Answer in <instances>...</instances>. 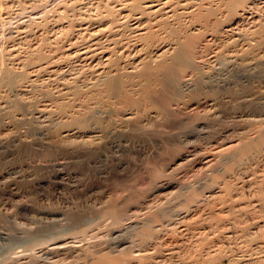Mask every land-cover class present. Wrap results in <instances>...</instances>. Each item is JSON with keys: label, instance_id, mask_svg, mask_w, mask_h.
<instances>
[{"label": "bare ground", "instance_id": "6f19581e", "mask_svg": "<svg viewBox=\"0 0 264 264\" xmlns=\"http://www.w3.org/2000/svg\"><path fill=\"white\" fill-rule=\"evenodd\" d=\"M30 2L0 0V15ZM53 14L0 53L1 188L36 192L19 204L30 226L0 229V264H264V0H70ZM32 153L54 180L22 163ZM190 163L198 182L169 191ZM165 188L186 210L175 227L149 202Z\"/></svg>", "mask_w": 264, "mask_h": 264}, {"label": "rangeland", "instance_id": "374dc122", "mask_svg": "<svg viewBox=\"0 0 264 264\" xmlns=\"http://www.w3.org/2000/svg\"><path fill=\"white\" fill-rule=\"evenodd\" d=\"M67 1H70V0H31V4L29 3V4H26L25 6H21L22 4H17V3H13V4H11V7L9 8V12H7V13H3L2 15H0L1 17H0V53L7 47V46H9L10 44H8V43H11L10 42V40L8 41V37L10 36V35H13L14 33H15V31L18 29V27H21V26H23V25H26V24H29V23H32V22H34V20L35 21H38V20H42V18L44 19V18H46V19H49V18H51V16H53L54 14L53 13H55L56 12V10H57V7L59 8V6H60V4H62V2L63 3H65V2H67ZM24 5V4H23ZM22 7L24 8V9H22ZM46 16V17H45ZM47 17H49V18H47ZM29 22V23H28ZM9 35V36H8ZM7 37V38H6ZM6 46V47H5ZM3 48V49H2ZM262 85H264V82L262 83ZM260 87V86H259ZM262 88H264V86L262 87ZM132 146V145H131ZM147 146H148V148H147ZM150 144H147V145H144V146H132L131 148H130V150H129V154L127 153V152H125L126 153V155H125V153L123 152V154L121 153V155H120V153H119V151H117V152H113L114 153V155L116 154V156L114 157V158H116V159H118V158H126V159H128V157H129V155H130V157H131V159H130V157H129V160H132L133 159V161H137V159L139 158V156L138 155H141L142 156V154L143 155H147L148 153H150V151L152 150V148L150 149ZM143 147V148H142ZM133 148V149H132ZM147 149V150H146ZM148 150H150V151H148ZM142 151V152H141ZM131 152V153H130ZM118 153V154H117ZM128 154V155H127ZM120 155V156H119ZM124 155H125V157H124ZM36 156V157H35ZM127 156V157H126ZM45 156H43L42 155V153H32V154H30V155H26L25 157L23 156L22 158H23V160H22V163L24 162V163H26V164H24V165H26L27 167H28V169L29 170H31V171H33L34 172V175H35V177H46L47 179H49V180H54V171L52 170V169H50V167L48 166L47 167V163H46V161L47 160H45V158H44ZM137 158V159H136ZM20 160V161H21ZM218 160V157H216V158H214V160H212V166H215V163H216V161ZM262 161V160H261ZM29 164V165H28ZM258 164H261V165H258V166H260V167H262V166H264V160H263V164L262 163H258ZM257 166V167H258ZM33 167V168H32ZM42 167V168H41ZM45 167V168H44ZM187 167V168H186ZM185 168H184V172L182 173V175L180 174V176L179 175H175V176H177V177H175V176H170V175H168V177H170V178H172V177H174V178H176V180L178 181L177 183H175V185H170V186H168V187H166L169 191L170 190H174V189H176V191H177V189H178V187H180V185L182 186V183L183 182H187L188 183V181L189 182H191V183H193V182H198V181H196V177L199 175V176H201L200 174H198V172H200L199 170V165L198 164H191L190 163V165L188 164L187 166H186ZM260 167L259 168H257V171H259L260 173H261V171L262 170H264V169H262V168H264V167H262L261 169L262 170H258V169H260ZM36 170H35V169ZM34 169V170H33ZM191 169V170H190ZM187 171V172H186ZM195 171V172H194ZM36 172V173H35ZM259 172H257L258 174H260ZM263 172L264 171H262V174H263ZM39 175V176H38ZM43 175V176H42ZM53 176V177H52ZM189 176V177H188ZM191 176V177H190ZM198 176V178H200ZM167 177V178H168ZM166 178V176H165V179H167ZM194 179H195V181H194ZM198 180V179H197ZM181 181H183V182H181ZM180 182V183H179ZM177 184H179V185H177ZM183 184H186V183H183ZM198 184V183H197ZM177 185V186H176ZM55 186V185H54ZM173 186H175V187H173ZM198 186L200 187V189H199V187H198V189H199V193H201V195L202 196H205V195H207L208 194V189H209V187H207V185L206 184H202V183H199L198 184ZM3 188V185L0 183V190H1V192H0V229L1 230H5V228H7V226L9 227V228H7L8 229V231H9V233L11 232V233H17V234H19V232H21V230L22 231H24L25 229H27L30 225L28 224V221L24 218V215H23V213H22V211H21V213H20V205H21V203L23 204V203H27V202H29L30 201V199L31 198H34L35 197V195H36V192H35V189L34 188H31V187H33V185L31 186V187H26V189H28V191H29V194L28 193H22L21 192V189L23 188V186H17V188H20L19 190H20V193H19V195L17 196V197H15V199L14 198H12V197H10V196H8L7 194H6V192L4 191V189H2ZM22 187V188H21ZM53 186H51V189L53 190V188H52ZM172 187V188H171ZM163 189V190H160V191H156L155 193H153L152 195H150L151 196V198L150 199H152V200H150L149 202L151 203V205H153V207H158V204H159V207L161 208V207H163L164 205V207H163V209H167V208H169V209H167L166 211L164 210H162V212H163V214L164 213H166V214H164L163 215V217L165 218V216H166V218H167V216H168V220L170 221V222H168V223H170V225L171 224H175L176 223V221L178 220V219H180V218H182L185 214H186V210H185V208L184 207H182V206H176V205H174L170 200L172 199V198H170V199H166V198H169L170 196H171V194L170 193H167L166 194V192H167V189ZM33 189V190H32ZM2 190H3V192H2ZM164 190H165V192H164ZM203 190H204V192H203ZM34 191V192H33ZM5 192V193H4ZM30 192H31V194H30ZM159 193V194H158ZM161 193V194H160ZM21 194V195H20ZM136 193H134L133 195L134 196H136V197H133V198H131L130 197V200L131 201H135V200H138L139 199V197H141V196H144L145 194L144 193H139L138 194V192H137V195L139 196H137V195H135ZM143 194V195H142ZM132 195V196H133ZM162 195V196H161ZM200 195V196H201ZM154 196V197H153ZM138 197V198H137ZM135 198V199H134ZM26 199V200H25ZM27 199H29V200H27ZM159 199V200H158ZM169 200V201H168ZM25 201V202H24ZM17 202V203H16ZM3 204V205H2ZM20 204V205H19ZM161 204L163 205V206H161ZM166 204H168L167 206H166ZM19 206V207H18ZM165 207H167V208H165ZM171 207V208H170ZM17 208V209H16ZM132 209V208H131ZM172 209V210H171ZM132 210H134V209H132ZM171 210V211H170ZM174 210V211H173ZM131 211V210H130ZM170 211V212H169ZM173 213V214H172ZM22 214V215H21ZM169 214V215H168ZM178 214V215H177ZM9 219H8V218ZM170 217V218H169ZM175 217V218H174ZM165 218V219H166ZM5 220V221H4ZM8 220V221H7ZM13 222H12V221ZM167 221V220H166ZM11 223V225H7L6 223ZM4 225V226H3ZM7 225V226H6ZM6 226V227H5ZM13 226V227H12ZM172 226V225H171ZM174 227L176 226V224L175 225H173ZM2 227V228H1ZM11 227V228H10ZM16 227V228H15ZM14 230V231H13ZM17 230V231H16ZM16 231V232H15ZM96 239V240H95ZM91 241H98V239L97 238H91ZM72 242V243H71ZM70 244V246H75V245H78V243L77 242H75V241H70V242H68V243H66V245H69ZM50 247L49 248H54V247H56L57 246V244H51V245H49Z\"/></svg>", "mask_w": 264, "mask_h": 264}]
</instances>
